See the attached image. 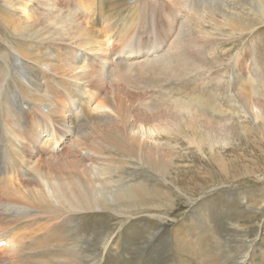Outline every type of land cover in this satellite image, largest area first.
Listing matches in <instances>:
<instances>
[{"label": "rangeland", "instance_id": "1", "mask_svg": "<svg viewBox=\"0 0 264 264\" xmlns=\"http://www.w3.org/2000/svg\"><path fill=\"white\" fill-rule=\"evenodd\" d=\"M36 1L37 0H35V2ZM52 1L53 0H47V4H50ZM59 1L62 5L68 3L72 6L71 8L75 7L76 9L74 8L73 11L80 14V18L82 17L81 20H83V14L85 13L78 1ZM73 1H75V3ZM195 1L198 3H195ZM41 2L42 1L39 0V2L37 1L35 4L37 5L39 3L37 7L39 6V12L42 13L43 22L45 13L48 14L50 12L49 14H51V10H54V5L53 3L51 4L52 9L49 5L42 6ZM181 2L182 0H140V4H144L142 6L146 5V11L151 15L154 14L153 27L155 30H151V28L148 27L147 29L149 31H146V29H140L141 27L137 26L132 38H140L142 36L143 38L141 37L140 39L146 40L155 39V37L161 35L158 38L161 40H168L167 43L169 47L167 49L170 50L172 56L177 54L174 53V50H177L179 43L192 54L195 53V56L199 59L198 62L202 64V70L191 73L180 79L173 78L161 85H154V87L152 85H147L146 82L145 84L141 82L138 85L136 83H127L123 80L120 81L117 80L112 73H110L109 76L113 77V79H105L103 81L101 75L98 71L96 73L94 69L96 68L99 70L101 64L100 66L97 64V66L92 59L93 56H91L88 60L94 62L93 69L95 71L90 69L85 78L81 76L80 79H72L74 81L76 80L75 82H77V85H80V88L86 87L90 89L89 92L93 95L90 103L94 116L92 124H90L89 121L86 123V117L83 116L78 101L74 103L75 106L80 108H75L74 104L70 103L68 108H66V117H61V115L58 116L57 113L53 115L47 114L44 107H35L34 100L30 99L31 97L29 98V96H26L25 99L29 105L24 104V106L23 104H20V106L16 105L15 101L12 99L11 103L13 107L18 109L15 110V112H20L21 110L20 114L22 118H24L22 126L16 128V131L22 138L20 147H22L21 150L30 161V165H42L46 169H51L55 175L64 170H66L65 172L68 174H82L91 169L94 164L106 165V163L115 164L116 161L118 163L132 161L134 163L129 162L125 164L124 169L121 167L119 169L121 172L116 173V176L120 175L122 177L125 175L133 181L145 178L147 181H145L146 184H148L150 188H155L153 194L145 196L143 201L145 204L142 205L141 209L137 207L138 203L132 202V205L129 207L134 211L132 210L130 216L125 218L122 223V219H120L119 216V218H116L117 212L115 213V211L109 209V211L105 209H90L89 211H78L72 214L73 218L70 220L71 222L69 225L66 223L64 224L66 225V229L67 226L70 227V231L67 233L69 236L66 238L69 239V245H73V247L76 243L79 245L78 249L81 251L80 254L74 250L72 256L75 257L74 259H78L81 264L175 263V253L181 251L187 254L190 243L184 241V238H182L181 241L174 244L167 230H169L172 224L184 219V216L186 217L190 211H193V219L202 227L200 237L202 250L205 252V250H210L211 247L212 252H226L228 256V258L226 256L227 264H241L240 259L235 261V255L237 253L228 250L230 244L227 239H222L223 236H228L226 231L229 232L233 230L229 222L231 221L232 223L233 220H242L244 217L246 218L245 215L249 214L251 210L249 208L250 205L247 204L246 201H249L251 204L258 200L260 201V206L263 208V211H258L260 217L247 225H257V228L260 229L259 225L264 222V17L256 10L257 8H253L255 6L252 4L251 0H194V3L190 4L189 9H186ZM206 2H208L206 6L201 5ZM195 5L199 7L195 8ZM173 10L176 12L174 17L177 20L173 21V24L176 25L160 28L159 22L162 21L161 23L163 25L166 20H169L167 16H169ZM231 15L235 18L239 15L237 19H239L240 22L242 21L241 25H237L233 19H230L229 16ZM225 22L226 24H224ZM245 23L246 25H244ZM173 27H175V29ZM138 31H141V33H139L142 35H140ZM178 32L182 34L181 38L184 37L182 43H180L181 38L176 39L177 37H175L176 35L179 36ZM25 37L27 38L26 40L31 38L29 34L25 32H12L0 19V94L3 93L0 96V100L2 99L4 102L10 103L11 101V97L7 94L9 90L13 91L14 97H19V94H21L19 93L20 87L18 86L20 82V67L16 65L12 59L18 56L17 42ZM44 38L49 40V42L51 40V37ZM68 38L69 36H66L65 42L54 41V44H52L53 48L63 55V60L72 59L71 57L75 55L78 63H86L84 59L87 54L91 55V53L76 46V44L71 43V41L68 42ZM56 40H58V38ZM187 40L188 43H185ZM166 41H164V43H166ZM118 45L119 44L116 42L110 40L108 44L102 46L100 52H97L102 56L97 55L96 59H105L104 56H108V59H105L106 63L109 64L108 67L104 66L106 69L117 67V60L121 61V56L127 55L125 53L123 54L127 49ZM192 45H194L196 49H192ZM138 58H131L127 59L128 61H123L125 64L127 63V65L133 66L136 69L139 67V63L141 64V62L138 63V61H144L143 58L146 57L139 56ZM100 71L102 70L100 69ZM234 71H236L235 73L237 76ZM47 72L48 74H53L50 71ZM72 74L73 73H70V75ZM49 76H54L53 78L57 81L56 83L54 81L55 85H57L56 95L60 96V100L65 98L69 101L71 99V93H73L71 92V88L65 86L63 82L61 83V76L54 74ZM66 77L68 79L70 76ZM237 80L240 81L243 87L241 88L239 84V89L243 92H248V95H252H250L251 101L259 112L258 117L251 116L247 110L242 108L240 100H242L241 98H243V96L237 94L238 92L235 87L239 82ZM243 80H246L245 84H243ZM250 86L252 90L249 92L251 89ZM207 96L210 98L208 99ZM108 98L112 99L116 105L123 99L126 105L129 106V114L131 115L130 123H128L129 126L132 124L136 125V127L142 126L143 129H153V131H157L155 134L147 131L146 136L143 137V142L146 145L152 147L159 145L162 149L170 150L171 148V150H174L173 153L176 154L174 160H176V163L170 167L172 169L167 170L169 174H164L165 178H162L152 167L146 164H141L140 166L139 164L136 165V158H133L132 154L127 155L124 152L122 153L120 150L111 146L107 140L104 139L103 141L100 138H95L93 136L94 134L91 135L92 133L90 132L93 131L94 127L96 129L99 126V128L102 129L107 125L121 124L120 116L117 115L118 111L112 110L105 105V101ZM179 100L193 103L194 105L191 104L192 111H186L185 115L182 107H179L177 104V102H180ZM208 101L210 103H208ZM157 102H164L163 108H159L161 113L168 114L169 112H164L163 110H165L164 108L170 107L172 110H178L177 112L173 111V113L180 117H175L173 122L169 118L155 120L153 117L156 115L157 110L152 108L148 109V107ZM167 102L169 103L168 105ZM175 103L176 108L174 106ZM200 104L202 108H204V111L206 110L204 115L200 112L199 114L201 115H198V112L196 113V111H194L196 108L195 105L200 106ZM198 109L201 110L199 107ZM198 109L196 108L195 110ZM190 112L192 114H190ZM223 114H225L226 120H222L223 117L221 116H224ZM105 115L108 117H104ZM4 117V121H8L11 118L10 123H13L12 120H14V118H7L5 114ZM39 120H41L43 124L45 122V125L42 126ZM193 121L195 122L194 124ZM37 123H41L38 125V129H36ZM164 126L165 128L162 129ZM205 127L206 129L204 130ZM124 128L127 130V127L124 126ZM47 130L55 131L62 136V141L54 145L55 152L49 150L50 146L45 148L46 145L44 144V140L46 139L45 133ZM60 132L62 134H60ZM41 134H44L43 137ZM74 143H76V146L73 147V152H71L70 147ZM89 150H92L90 152H94V150L101 152L96 154V161L93 156L87 153ZM54 155L63 156L58 157L62 162L57 160L61 165L65 161L69 162L70 160H75L77 162L69 166V169H65V167H62L59 163L56 165V163L54 164L55 161L47 160L49 157L54 158ZM221 160L222 162H220ZM218 162L220 163L218 164ZM229 171L232 172L229 173ZM18 173L14 180L19 178L20 186L26 185L29 190H40L41 184L32 174V171L28 169V166H23L20 170L18 169ZM55 175H53V177H55ZM2 177L3 176H0V186ZM159 181H161L160 185L158 184ZM0 189L2 188L0 187ZM5 196L6 195L2 196L0 191V234L16 227L19 233L24 232L27 234H23V237L27 239L26 242H28L25 244L30 245L34 242L36 246L34 245L31 247L32 249H36L40 244L42 246H38L39 251L46 249L56 251L58 264H66L67 260L59 255V253L64 250L61 245L57 247H46L44 243L45 236L43 235L49 233L51 229L55 230L57 227L55 219L59 220V218L55 217L58 215V212L55 210V212L53 210L49 211L47 209H45V211L35 210L39 215L36 217L33 216L34 219L32 217H26L22 222H13V224L9 226L11 217L9 216L10 212L4 210L5 206L14 205L13 207H15V209L18 208L20 210L21 208H26L27 210L31 208L28 207L30 204L24 203L22 200L20 201ZM197 200H199L200 203H196ZM52 214L55 215L53 220L48 219V215ZM1 220L4 221L2 222ZM29 221L31 223H29ZM48 224L52 225V228L49 227ZM27 227L29 229H27ZM189 235L191 242H194L198 236L194 235L192 230ZM236 238L237 236L232 234L230 240ZM107 239L114 240L110 243L108 248H106V244L108 243ZM260 239L259 237L257 238V245ZM25 244L22 245L23 250L19 253V256L12 255L11 257L9 255L10 252L0 253V264H12L14 260L17 261L16 258L19 260L23 251L24 253L27 251V249H25L27 245ZM263 247L264 244L260 250L264 251ZM1 248L0 246V249ZM257 248L259 249L258 246ZM241 251H243V253L240 257L249 252L246 246L243 247ZM197 252L201 254L200 258H206L205 254L201 252L199 248ZM14 256L16 258H14ZM61 259L64 260L61 262ZM82 259H84V261ZM76 264L78 263L76 262Z\"/></svg>", "mask_w": 264, "mask_h": 264}, {"label": "bare ground", "instance_id": "2", "mask_svg": "<svg viewBox=\"0 0 264 264\" xmlns=\"http://www.w3.org/2000/svg\"><path fill=\"white\" fill-rule=\"evenodd\" d=\"M37 1L39 2V0ZM37 1L35 2V0H0V19L2 20V22L12 32H17V31L25 32L29 34V36L31 37V38H28V40H26L27 39L26 37L22 38L17 42L18 56L17 58L12 59L14 60L16 65L20 67V70H19L20 82L18 83V86L20 87L19 93L21 94H19V97L18 96L14 97L13 91L9 90V93L7 94L11 97L10 103L4 102L2 99L0 100V124H1L0 126V132H1L0 134V176H3L1 180V186H0L2 189H0V191L2 193V196L6 195L5 197L13 198V199L20 200V201L22 200L24 201V203L30 204L28 206L29 208H31L29 209L30 211L27 210L26 208L25 209L21 208L20 210L16 207L17 209H15V207H13L14 205L9 206L8 205L9 203L7 204L8 206L4 207L5 211L10 212V214L8 213L9 216L11 217L9 226L12 225L13 222L15 223L22 222L23 219H25L26 217H32L34 219V217L39 215V213L37 214L35 210L45 211V209H47L49 211L55 210L56 212H58L57 213L58 215L55 217V218H59V220L55 219L56 221L55 224L57 226L56 229L55 230L51 229L49 233H45L43 235L45 236L44 237L45 239L44 243L46 244L45 246L46 247H57L58 245H61V247H63L64 250H62L61 253H59V255H61L62 258L67 260L66 264H76V262L78 264H81L78 261V259H74L75 257L72 256V254H74L73 253L74 250H76L80 254L81 251L78 249L79 245L77 243L74 247L73 245H69L68 244L69 239L66 238L69 236L67 235V233L70 231L69 229L70 227L67 226V229H66V225L64 224L66 223L69 225V223L71 222L70 220L73 218L72 214H75V212H78V211H84V212L89 211L90 209H93V210H96V209L108 210L109 209L111 211H115V213L117 212L116 213L117 216L116 215L115 216L116 218L119 216L120 219H122L121 221L122 223L125 220V218H128L130 214L132 213L133 209L129 207L132 205V202L138 203L137 207L141 209L142 205L145 204L143 202L145 199V196L148 194L150 195L153 194L155 191V188H150L148 184H146L147 181L145 178H141L140 180L133 181L132 179L128 178L125 175H123L122 177L120 175L116 176V173L121 172L119 171L121 167L124 169L125 164H128L129 162L134 163L132 161L125 160L126 162L124 163H118L116 161L115 164L106 163V165L94 164L92 165L91 169H89L88 171L82 174H68L67 172H65L66 170H64L61 173L55 175V173H53L51 169H46L42 165L41 166L38 164L36 166L30 165V161L27 159V157L21 150L22 147H20L22 138L20 135L17 134V131H16L17 130L16 128H19L22 126L24 118H22L20 114L21 108L19 109L20 112H15V110H18V109H16V107L15 108L13 107L11 103L12 99L15 101L16 105L20 106V104H23L24 106V104L29 105V103L25 101L26 96H29V98L31 97L30 99L34 100L35 107L37 106L44 107V110L47 112V114L53 115L57 113L58 116L61 115V117H64V116L66 117V114H67L66 108H68V105H70V103L71 104L73 103L75 106L74 102L78 101L82 109L81 111L83 112V116L86 117V120H87L86 123H88L89 121V123L92 124L94 116H93V109L90 103L92 101L93 95L90 94L89 92L90 89H87L86 87L80 88V85H77V82H75L77 79H80L81 76L85 78V76L88 75L87 72L90 69L92 70L95 69L96 73L98 71L103 81L105 79H108V80L113 79V77L109 76L110 73H112L117 78V80H120V81L123 80V81H126L127 83H136L138 85L141 82L142 83L144 82V84L146 82L147 85H152L154 87V85H161L163 83L170 81L173 78L180 79V78L186 77L187 75L191 73L200 71L202 70V67H201L202 64L198 62L199 59H197L194 52H193L194 54H192L191 52L189 53V50L185 49L184 46L179 43H178L179 46L177 50H174V53H177V54L172 56L170 53V50L167 49L166 43L168 40L166 41L163 38H162L163 40L158 38L161 35H159L158 37H155V39H146V40L145 39L141 40L140 38L142 36L140 38H137V37L132 38V35L134 31L136 30L137 26L141 27L140 29H146V31L148 30L147 29L148 27L151 28V30L152 29L155 30V28L153 27L154 26V21H153L154 14L151 15L150 13H148L146 11V8H147L146 5L142 6L144 4L142 3L141 5L140 0H75V1H78L83 8V11L85 13V14L81 13L83 14V20H81L82 17L80 18V14H77L76 11H73L75 7L71 8L72 6L68 3L67 4L65 3V5H62L59 0H53L52 2H50V4H47V0H41L42 6L43 5L51 6L52 3L54 5V10H51L52 11L51 14H49L50 12L48 14L45 13V16H44L45 19L43 22H42L43 19L41 16L42 13L39 12V8H38L39 6L37 7L39 3L37 5L35 4L37 3ZM75 1L73 2L75 3ZM251 1H252V4L255 6L253 8L254 9L257 8L256 10L261 14L262 17H264V0H251ZM191 3L193 4L194 0H182L181 2V4L186 9H189ZM195 3H198V2L195 1ZM207 3L208 2L203 3L201 5L206 6ZM198 5H195V8L196 7L198 8L199 7ZM175 13H176L175 10H173L172 13L169 16H167L169 20H166V21L168 22H166L164 19L165 22L163 25L161 23L162 21L160 22L158 21L161 26L160 28H164L165 26L172 27L173 25H176V24H173V21H177L174 17ZM238 16H236V18L233 17V15L229 17L230 19H233L234 22L237 23V25H241L242 21L240 22L239 19H237ZM224 24H226V22ZM244 25H246V23ZM173 28L175 29V27ZM139 32L141 33V31H138V33ZM66 36H69V38L67 39V41L69 40L68 42L71 41V43H74L76 44V46H79L85 51L87 50L88 52L91 53V55L87 54V56L85 57L84 60L86 61V63L85 62L78 63L76 61L77 57L75 55L71 57L72 59L63 60V55L58 53L53 48L52 44H54V41L65 42ZM44 37H51L50 42ZM175 37H177L176 39L181 38L182 34L179 33V36L176 35ZM57 38L58 40H56ZM182 39H184V37L181 38L180 43H182ZM110 40L119 44L118 46H122L123 48L127 49L123 52V54L125 53L127 55L122 54L123 56H121V61L117 60V64H118L117 67H114L113 69H110V68L106 69L104 66L108 67L109 64L106 63L105 59H108V56L105 55L104 56L105 59H101V58L96 59L97 58L96 56L100 55V53H97V52H100L102 50V46L108 44ZM164 41H166V43H164ZM185 43H188V40ZM192 46H193L192 49H196L194 45ZM162 48H164V52L153 57V55H155V53H157L158 50ZM91 56H93L92 59L96 65L98 64L100 66L101 64L100 69L102 71L96 68L93 69L94 62L92 60H88L89 57ZM139 56H143V57L145 56L146 58H143L144 61L143 60L138 61V63L141 62V64L139 63V67L136 69L133 66H129L127 65V63L126 64L124 63V61H126L127 59H131V58L136 59ZM47 71H50L54 75L61 76L60 77L61 83L63 82L65 86H68V88H71V92L73 93H71L72 95L69 101L62 97H61L62 99L60 100L59 98L60 96L56 95L57 85H55V83L57 81L55 80V78H53L54 76L53 77L49 76L53 74H48ZM105 71H106V74H105ZM235 72L236 71H234V73ZM70 73H73V74L70 75ZM235 75L237 76L236 73ZM66 76H70V77L67 79ZM65 77L67 80L66 79L64 80ZM87 77H90V76H87ZM96 77H99V76H96ZM72 78H76V80L74 81ZM245 81L243 84L246 83ZM239 84L241 86L240 81L238 82V84L235 85V87L238 92L237 94H240L243 96V98H241L242 100L238 99L242 103V108L247 110V112H249L251 116L258 117L259 112L256 109V107L252 104V101H251L252 95L250 94L251 95L250 96L247 94L248 92L241 91L239 89L240 88ZM241 88L243 87L241 86ZM251 90L252 88L249 90V92ZM2 94L3 93H1L0 96ZM8 95H7V98H8ZM207 97L208 99L210 98L209 96ZM163 103L164 102H161V103L157 102L156 104L149 105L150 107H148V109L152 108L154 110L155 109L157 110L156 115L153 117L155 120L162 119V118H169L173 122V119L175 117L177 116H178L177 118L180 117L179 115H174L173 111H176V110H172L170 107L164 108L165 110H163L164 112H169L168 114L161 113V111H159L160 110L159 108L163 106ZM208 103L210 102L208 101ZM168 104L169 103L167 102V105ZM177 104L179 105V107L180 106L182 107V109L185 112V115H186V111L187 112L192 111L191 104L193 103H187L186 101H180V102H177ZM105 105L108 106V108L112 110L118 111L117 115L120 116L121 124L120 125L119 124L107 125L106 127L102 129L99 128V126L96 129L94 127L95 130L93 129V131L90 132L92 133L91 135L94 134L93 136L95 138H100L103 141L104 139L107 140V142L111 146L115 147L117 150H120L122 153L124 152L127 155L132 154L133 158L134 157L136 158V161H137L135 163L136 165L139 164L140 166L141 164L142 165L146 164L147 166L152 167L153 170L158 173V175H161L162 178H165L164 174L166 175L167 173L169 174L167 170L172 169L170 167H172L173 164L176 163V160H174L175 155H176L173 153L174 150H171V148L170 150H165V149L160 148L159 145H155L154 147L146 145L143 142V137L146 136L147 131L152 134H155L157 131L155 132V130L153 131V129H150V130L143 129L142 126L136 127V125H132V124L129 126L128 123H130L129 121H130L131 115L129 114V106L126 105L123 99L119 101V103L116 105L112 99L108 98L105 101ZM174 106L176 108V103ZM195 106L197 109L198 107L201 108V110L200 109L195 110L196 109ZM195 106H194L195 108L194 111H196V113L198 112V115L205 114L206 110L204 111V108H202L201 104H200L201 107L198 105H195ZM80 107L75 106V108H80ZM199 112L201 114H199ZM4 114L7 116V118H10V117H12V119L14 118V120H12L13 123H10L11 118L8 121H4L3 119ZM12 114L14 117L12 116ZM190 114L192 113L190 112ZM223 115L224 116H221L223 117L222 120H226L225 114ZM104 117H108V116L105 115ZM198 118H201V117H198ZM39 122L42 123L41 120H39ZM41 123H37L36 129H38L39 127L38 125H40ZM194 123L195 122L193 121V124ZM50 124H51V119H50ZM43 125H45V122L44 124L42 123V126ZM124 126L127 127V130H125ZM206 127L204 128V130L206 129ZM163 128H165V126L162 127V129ZM60 134L62 133L60 132ZM41 135L43 137L44 134H41ZM45 137H46V139L44 140V144L46 145L45 148H48L50 146L49 150H51L52 152H55L54 145L59 144L62 141L61 139L62 136L57 134L55 131L47 130V132L45 133ZM75 146H76V143L71 145L70 147L71 152H73L72 150H73V147ZM90 151L92 150H89V152L87 153H89L90 156H93L94 159L97 153L98 154L101 153L100 151L98 152L97 150H96L97 152L95 150L94 152H90ZM54 156H55L54 158L49 157L47 158V160L55 161L54 164L56 163V165L58 163L60 164V162H57V160H59L58 157H63V156H58V155L57 156L54 155ZM74 162H77V161L75 160H72V161L70 160L69 162L65 161L64 163H62V165L61 164L60 165L62 167H65V169H69V166H71ZM220 162H222V160ZM220 162H218V164ZM23 166H28V169L31 170L32 174L39 180V183L41 184L40 190L38 191L29 190L28 186L26 185L20 186L19 178L16 179L18 181L14 180L18 173V169L20 170V168ZM117 169H118V172H117ZM230 172L232 171H229V173ZM53 175H55V177H53ZM158 184L160 185L161 181H159ZM246 202L247 204L250 205L249 206V208L251 209L250 213L245 215L246 218L243 216L244 219L242 220L236 219V220H233L232 223L230 221L229 223L230 225H232L233 230H230L229 232L226 231L228 236L225 235L222 237V239H227V241L229 242L230 244V246L228 247L229 251L237 253L235 255V258H236L235 261L240 259L241 264H264V251L260 250L262 248V245L264 244V222L261 225H259L260 227L258 226L260 229L257 228V225H247L248 223H251L257 220L260 217L258 214V211L262 212L263 208L260 206L259 200L251 204L249 201H246ZM196 203H200V201L197 200ZM0 205H1V201H0ZM192 215H194L193 211H190V213L186 217L184 216V219L176 223L174 222L175 224H172L169 230H167V233H169L170 237L172 238L171 241H174V244L178 241H181L182 238H184L183 239L184 241H187L190 243L188 246L189 248L188 253L185 254L181 251L176 252L175 258H174L176 259L175 260L176 262L171 263V264H227L226 262H227L228 256L226 252L215 253L214 251L212 252L211 247H210V250H205V252L202 250V247L200 245L202 227L195 221V219H193ZM54 216H55L54 214L48 215L47 218L53 220ZM29 223L31 222L29 221ZM49 227L52 228V225H49ZM27 229L29 228L27 227ZM191 230L193 231L194 235H198L194 242H191L190 240L189 233ZM18 231L16 230V227H15L14 229L6 230L4 231V233L0 234V246L2 247L0 249V253L10 252L9 255L11 257L12 255L19 256V253H21L23 250L22 245L28 242H26L27 239L23 237V234L25 235L27 234L24 232L19 233ZM232 234H235L237 238L234 240H230V237L232 236ZM258 237L261 239L257 245ZM112 241L114 240L113 239L108 240V243L106 244V248L109 247ZM34 245H35L34 242H32V244L30 245H27V247L25 248L27 249V251H25V253L23 251V253L20 255L21 257H19L20 258L19 260L18 258L14 256V258H16L17 261L16 260H14V262L12 261L13 262L12 264L14 263L15 264H58V256H57L56 251L48 250V249L39 251L38 246L40 244L37 246L36 249H32L31 247H33ZM245 246L247 247L249 252H247L246 254H243L240 257V255L243 253L241 249ZM257 246L259 247V249L257 248ZM198 248L201 252L205 254L206 258H200L201 254L197 252ZM251 253H253L254 255ZM79 257L81 258L80 255ZM64 259H61V262ZM82 260L84 261V259Z\"/></svg>", "mask_w": 264, "mask_h": 264}, {"label": "water", "instance_id": "3", "mask_svg": "<svg viewBox=\"0 0 264 264\" xmlns=\"http://www.w3.org/2000/svg\"><path fill=\"white\" fill-rule=\"evenodd\" d=\"M176 34H177V30H176ZM166 45H167V48H168V47H169L168 43H166ZM166 45H165V46H166ZM164 48H165V47H164ZM164 48L158 50V52L156 53V55H159V54H161L162 52H164ZM189 53H190V51H189ZM156 55H155V56H156ZM155 56H153V57H155Z\"/></svg>", "mask_w": 264, "mask_h": 264}]
</instances>
